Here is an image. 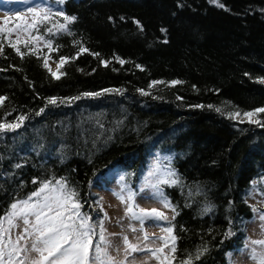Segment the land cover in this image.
I'll use <instances>...</instances> for the list:
<instances>
[{"label":"trees","instance_id":"obj_1","mask_svg":"<svg viewBox=\"0 0 264 264\" xmlns=\"http://www.w3.org/2000/svg\"><path fill=\"white\" fill-rule=\"evenodd\" d=\"M42 1L75 20L51 12L28 29L40 48L0 32V122L25 117L0 132V219L51 180L66 181L96 224L103 212L90 184L112 172L135 189L159 154L179 179L160 186L175 208L162 227H173L176 252L165 255L230 264L257 212L246 198L252 188L264 196V127L227 115L264 108V0ZM45 59L59 64V80ZM253 120L264 124V112Z\"/></svg>","mask_w":264,"mask_h":264},{"label":"snow or ice","instance_id":"obj_2","mask_svg":"<svg viewBox=\"0 0 264 264\" xmlns=\"http://www.w3.org/2000/svg\"><path fill=\"white\" fill-rule=\"evenodd\" d=\"M213 2H216V0H213ZM28 14L31 16V23H28ZM28 14L17 13L16 19L22 23L16 24L15 29L0 27V32L11 34L15 30L19 34L21 30L27 31L30 28H36L38 24L48 23L50 16L53 15L51 9H38L35 7L29 8ZM55 15L64 16V19L68 22L75 20V17H68L63 12L56 13ZM7 23L8 20L5 19L4 24L7 25ZM56 31H67V25L60 24L56 28ZM47 32L52 33L53 28H47ZM47 44L51 48V40L47 41ZM10 46L17 53H20L21 56L24 55L16 44L13 43ZM86 51L87 49L85 48H79L80 53ZM67 62L68 58L62 57L60 59V66L62 67ZM119 62L121 64L124 63L123 60ZM104 63L107 64L106 61ZM43 66L57 80L63 75V73L57 74L56 72H51L47 59L44 60ZM158 83L163 82L153 81L150 87ZM179 83L182 82H170L171 85ZM141 92L144 95L149 94L144 90H141ZM85 95H100V93H86ZM5 99L6 97H0V104H3ZM76 99H79V97H76ZM57 102V98L55 97L50 98L48 101L49 104L53 105L57 104ZM198 107H203V105H198ZM215 110L221 112L220 108H216ZM259 112H264V108H258L255 112H245L243 115L248 117L249 123L264 127V124H261L259 120L252 119ZM227 115L230 119H237L241 114L239 111H236L229 112ZM24 119L25 117L21 115L18 117L19 123L9 124L0 122V132L19 128ZM158 156L159 154H157ZM158 171H160V163L157 159L154 170L150 171L148 175H155ZM120 180L124 181L125 176H121ZM33 182L35 183V181ZM178 183L179 179L175 171L168 170L164 173L163 178L158 179L155 185H152L155 189L154 196L163 203L165 208H170L173 212H175V208L163 195L160 186L163 184L176 185ZM125 187L127 186L125 185ZM114 194L127 205L126 214L135 220H140L141 222L144 219L170 221L169 216L156 208L147 210L135 205V193L131 189L128 190L126 196L123 191L114 192ZM77 196L78 194L74 190L68 188L66 181H56L53 184L49 180L41 182L40 187L31 193L27 199L12 203L6 216L0 219V264H126L127 255L145 250L132 244L128 240V237L124 236L123 242L127 246L125 248V260L117 261L109 252L111 241L108 235H106L107 230L104 227L103 221H97L96 224H93L91 217L81 211L83 205L77 199ZM99 206L102 209L103 206ZM253 211L258 212L259 209H253ZM104 215L107 216V213ZM261 219L264 220V215L261 216ZM97 227H99V232H97ZM14 229H20V231L13 235ZM161 230L168 234L157 237V239L164 241V247L154 250L148 248L147 251L151 253L152 257L160 261V264H173L174 256L161 255L164 254L165 248L168 247L169 240L172 241L169 252L172 254L176 252V237L172 235L173 227L170 225ZM132 231L135 232L137 229L133 228ZM149 238L148 233L144 232L143 240L147 241ZM251 243L264 246V240H256ZM250 255L253 260L257 261V264H264V251L257 253L255 249H252ZM198 258L199 253L197 254ZM180 264H192L191 257L188 260L181 261Z\"/></svg>","mask_w":264,"mask_h":264},{"label":"rangeland","instance_id":"obj_3","mask_svg":"<svg viewBox=\"0 0 264 264\" xmlns=\"http://www.w3.org/2000/svg\"><path fill=\"white\" fill-rule=\"evenodd\" d=\"M46 8L42 0H0V24H4V20L7 19L8 23L13 22L16 26L21 21L15 19L16 14H28L29 8ZM58 7L52 8L51 12H59ZM28 23L31 22V16H27ZM6 26V25H5ZM29 30H21L19 34L17 31L11 32L9 38L15 41L27 40L31 41L35 48H40L46 43L38 36L33 37L29 35ZM51 72H57L59 64L51 60H47ZM253 119V117H252ZM236 120H248V117L240 115ZM163 156L151 155L149 157L146 168L141 174V178L137 183V186L130 188L132 192L135 193L134 201L135 205L139 208L150 210L156 208L159 211L164 212L166 215L169 214V210L163 206V203L154 196L155 189L152 185H155L158 179L163 178V170L160 164V171L156 172L155 175L149 176V172L154 170V165ZM254 183V182H253ZM264 183V181H263ZM129 189L121 183L120 175L110 172L104 177H97L90 184V191L98 193L100 195V205H102L103 221L104 227L107 230L106 235H108L111 241V247L109 248L110 254L115 257L117 261L125 260V248L127 247L123 242V237L127 236L128 240L137 245L138 247L145 249L144 251H138L127 255L126 264H160L155 257L151 256V253L147 251L148 248L156 249L164 247V241L157 239V237L166 236L167 233L163 232L161 229L165 221H153L151 219H144L143 222L140 220H135L126 214L127 205L123 203L114 192H121L127 195ZM247 201L259 209L255 212L252 220L246 223L247 238L244 247L238 249L235 252L228 253V259L230 264H257V261L251 258V251L255 249L257 253L264 251V246L252 244V241L264 240V220L261 216L264 215V196L261 195L255 188L250 190ZM107 213V216L104 214ZM135 228L137 231L133 232L132 229ZM142 229V230H141ZM20 229H14L13 235H15ZM144 232L149 235V240H143ZM170 245L165 248V251L169 250ZM130 252V250H129ZM164 254L161 255H165ZM33 255H35L33 253Z\"/></svg>","mask_w":264,"mask_h":264}]
</instances>
